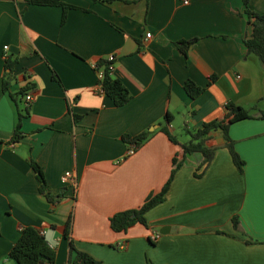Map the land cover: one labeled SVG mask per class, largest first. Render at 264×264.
I'll use <instances>...</instances> for the list:
<instances>
[{
  "label": "crops",
  "instance_id": "obj_1",
  "mask_svg": "<svg viewBox=\"0 0 264 264\" xmlns=\"http://www.w3.org/2000/svg\"><path fill=\"white\" fill-rule=\"evenodd\" d=\"M63 1L73 7L59 24L58 6L0 0V83L3 56L16 59L8 90L0 87V264H13L5 255L18 226L41 232L54 264L66 261L69 240L101 264H264V116L228 126L241 172L213 131L212 158L199 177L193 173L200 154H186L164 199L144 213L145 225L119 232L108 226L110 215L136 208L167 178L179 148L160 131L165 116L179 144L187 139L184 128L221 116L226 101L249 107L262 95L264 70L242 44L249 33L238 14L242 0ZM246 1L264 14V0ZM191 37L198 39L183 57L174 42ZM108 54L111 76L130 95L121 106L98 88L91 67ZM187 78L204 87L193 99L182 89ZM25 85L32 99L20 121L22 138L8 143L17 120L8 92ZM144 130L148 138L125 155L120 136ZM28 157L50 193L61 194L56 203L38 193ZM66 170L74 187L60 181ZM152 231L155 241L148 239Z\"/></svg>",
  "mask_w": 264,
  "mask_h": 264
},
{
  "label": "trees",
  "instance_id": "obj_2",
  "mask_svg": "<svg viewBox=\"0 0 264 264\" xmlns=\"http://www.w3.org/2000/svg\"><path fill=\"white\" fill-rule=\"evenodd\" d=\"M15 1V0H14ZM26 5H41V6H58L61 9L59 24H62L65 18V12L68 8L73 6L65 3L63 0H21ZM97 1V0H94ZM109 2L112 0H98ZM146 1V0H145ZM246 0H242L244 5L239 15L242 13L245 15V24L249 26V33L242 39L246 53H252L264 70V14L257 13L246 6ZM198 37H191L187 39H180L174 42L176 49L186 56L188 47L196 42ZM15 57L5 54L2 59V75L0 87L2 91H7L10 82L13 80V65L15 63ZM112 61H108L105 58L97 59L92 62V70L97 72L101 71V76L96 79V84L99 85L101 91L106 95L114 106H121L128 101L130 95L121 81L111 76V69L108 68ZM52 79L58 81L56 75L51 72ZM215 76L210 75L208 77L207 85L214 81ZM182 89L189 98L197 97L204 87L196 85L191 79H185L182 82ZM29 90V86L18 89L16 92H8L10 100L14 103L16 108L17 120L13 131L7 140L8 143L18 142L22 138L20 129L21 118L27 115L28 103L23 102L24 94ZM22 101V102H21ZM224 112L221 116L209 119L200 124L197 128L186 129L184 132L187 135L186 141L177 143L175 138L167 130V124L169 122L168 116L164 117V125L160 127V131L166 135L169 141L176 144L179 148V154L173 156L170 160V169L167 178L161 187L154 193L148 194L139 206L132 209L121 210L113 213L108 217V226L114 232L124 231L127 227L139 223L145 225L144 213L160 203L165 196V193L169 187L172 176L182 163V160L186 154L199 153L201 158L196 166L198 172H194L195 177H199L203 170L209 164L213 149L215 146L207 145L209 135L213 131H218L223 140V146L226 148L230 160L238 172H241L243 166V160L240 159L238 154L233 148V140L228 135V126L237 120L244 118H262L264 116V76L262 82V95L256 100L254 104L249 107H242L234 104L230 101H226L223 105ZM74 118H77L74 116ZM149 132L144 130L135 135L122 134L120 140L125 144V147L133 146L135 149L144 142ZM29 167L31 168L35 181L37 183V191L41 194L49 203L54 204L60 198L61 194L52 195L44 180L40 166L30 157L27 158ZM70 216L65 221L63 226V235L67 237L70 228ZM231 227L234 230H238V220L235 216L230 218ZM218 233H224L222 231H216ZM245 243L251 242V240L244 239ZM118 248V246H117ZM6 258L13 264H54V250L50 247L44 239L41 232L32 226H18L17 237L14 243L6 252ZM63 264H101L98 260L91 257L89 254L77 250L72 241H68L66 261ZM148 264V263H147Z\"/></svg>",
  "mask_w": 264,
  "mask_h": 264
},
{
  "label": "built area",
  "instance_id": "obj_3",
  "mask_svg": "<svg viewBox=\"0 0 264 264\" xmlns=\"http://www.w3.org/2000/svg\"><path fill=\"white\" fill-rule=\"evenodd\" d=\"M181 3L186 4L187 3V0H181ZM148 36H149V33H145V37H148ZM2 49L5 50L6 49V46L5 45L2 46ZM106 59L108 61H112L113 60V55L112 54H108L106 56ZM91 66H92V64H91ZM108 68L109 69H112V64H109L108 65ZM95 74H96V77L99 78L101 76V71L98 70L97 72H95ZM97 86L100 89L99 85H97ZM31 99H32V95L30 93L24 94V96H23L24 102L29 103L31 101ZM134 150H135V148L133 146H129V147H127L125 149L124 154L125 155H130V154H132L134 152ZM60 181H61V183L67 184L70 187H74L75 184H76V179H75L74 174H72V172L71 171H68V170L64 171L60 175ZM157 237H158V232L157 231H152L149 234V238L148 239L150 241H155L157 239ZM120 246L122 247V245H120Z\"/></svg>",
  "mask_w": 264,
  "mask_h": 264
},
{
  "label": "water",
  "instance_id": "obj_4",
  "mask_svg": "<svg viewBox=\"0 0 264 264\" xmlns=\"http://www.w3.org/2000/svg\"><path fill=\"white\" fill-rule=\"evenodd\" d=\"M158 232H159V233H164L165 231H164V229H159Z\"/></svg>",
  "mask_w": 264,
  "mask_h": 264
}]
</instances>
